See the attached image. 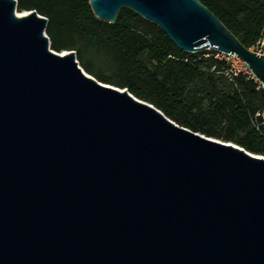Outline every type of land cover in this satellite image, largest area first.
<instances>
[{"label": "water", "instance_id": "water-1", "mask_svg": "<svg viewBox=\"0 0 264 264\" xmlns=\"http://www.w3.org/2000/svg\"><path fill=\"white\" fill-rule=\"evenodd\" d=\"M88 3L234 55L264 90V53L200 0ZM16 7L0 0V264H264V155L97 79Z\"/></svg>", "mask_w": 264, "mask_h": 264}, {"label": "trees", "instance_id": "trees-1", "mask_svg": "<svg viewBox=\"0 0 264 264\" xmlns=\"http://www.w3.org/2000/svg\"><path fill=\"white\" fill-rule=\"evenodd\" d=\"M200 1L247 47L264 38V0ZM16 3L21 10L35 9L46 16L52 48L74 49L82 66L99 80L127 87L193 131L264 155V90L249 70H234L217 56L223 53L181 50L155 24L128 8L107 22L94 15L88 0ZM103 69L112 72L106 75Z\"/></svg>", "mask_w": 264, "mask_h": 264}, {"label": "rangeland", "instance_id": "rangeland-1", "mask_svg": "<svg viewBox=\"0 0 264 264\" xmlns=\"http://www.w3.org/2000/svg\"><path fill=\"white\" fill-rule=\"evenodd\" d=\"M17 10H21V9H19L18 7H16V9H15V11H17ZM22 11V10H21ZM50 45H51V43H50ZM52 47V46H51ZM251 49H253V50H255V51H258V52H261V53H264V40L263 41H256L251 47H250ZM65 50H69V49H65ZM70 50H74V49H70ZM203 50V49H202ZM62 50H60L59 52H61ZM75 51V50H74ZM200 51V50H199ZM75 54H76V59L78 60V64H80L81 66H82V61L80 60V59H78V57H77V53L75 52ZM217 55H219V56H222V54H217ZM230 63H231V65H232V68L234 69V70H239V69H242V70H249L248 69V67L246 66V64L243 62V61H241V60H239L236 56H233V57H230L229 56V58L227 59ZM86 61V64H87V60H85ZM83 67V66H82ZM99 67H100V61H99V57L98 56H96L95 57V63H94V69L97 71L98 69H99ZM84 68V67H83ZM90 68H92V67H90ZM85 69V68H84ZM86 70V69H85ZM87 71V70H86ZM102 72L104 73V74H106V75H109V74H111V70H105V69H103L102 70ZM92 75H94V74H92ZM95 76V75H94ZM96 77V76H95ZM97 78V77H96ZM98 79V78H97Z\"/></svg>", "mask_w": 264, "mask_h": 264}, {"label": "bare ground", "instance_id": "bare-ground-1", "mask_svg": "<svg viewBox=\"0 0 264 264\" xmlns=\"http://www.w3.org/2000/svg\"><path fill=\"white\" fill-rule=\"evenodd\" d=\"M16 13L18 14V16H21V15L27 13V10H22V11L21 10H17ZM64 52H66L65 49H63L60 53H64Z\"/></svg>", "mask_w": 264, "mask_h": 264}, {"label": "built area", "instance_id": "built-area-1", "mask_svg": "<svg viewBox=\"0 0 264 264\" xmlns=\"http://www.w3.org/2000/svg\"><path fill=\"white\" fill-rule=\"evenodd\" d=\"M264 40V38H259L257 41H263ZM258 52V51H257ZM259 53H261V52H259ZM217 56H219V55H217ZM224 58H226V59H228L229 58V56L230 57H233L234 55H230V54H225V53H223V55H222ZM220 57V56H219Z\"/></svg>", "mask_w": 264, "mask_h": 264}]
</instances>
